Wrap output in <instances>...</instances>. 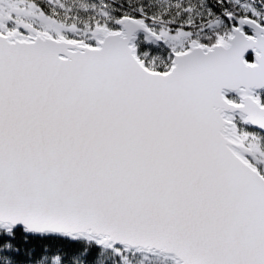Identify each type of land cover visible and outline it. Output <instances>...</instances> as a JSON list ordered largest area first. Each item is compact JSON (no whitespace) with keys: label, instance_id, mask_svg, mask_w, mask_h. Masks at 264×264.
<instances>
[{"label":"snow or ice","instance_id":"obj_1","mask_svg":"<svg viewBox=\"0 0 264 264\" xmlns=\"http://www.w3.org/2000/svg\"><path fill=\"white\" fill-rule=\"evenodd\" d=\"M0 264H264V0H0Z\"/></svg>","mask_w":264,"mask_h":264}]
</instances>
